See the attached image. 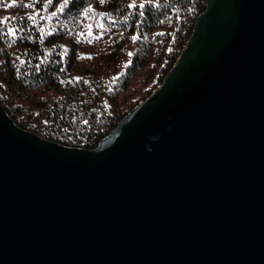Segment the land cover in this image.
<instances>
[{
	"label": "water",
	"instance_id": "obj_1",
	"mask_svg": "<svg viewBox=\"0 0 264 264\" xmlns=\"http://www.w3.org/2000/svg\"><path fill=\"white\" fill-rule=\"evenodd\" d=\"M95 148L0 105V264H264V0H204Z\"/></svg>",
	"mask_w": 264,
	"mask_h": 264
},
{
	"label": "trees",
	"instance_id": "obj_2",
	"mask_svg": "<svg viewBox=\"0 0 264 264\" xmlns=\"http://www.w3.org/2000/svg\"><path fill=\"white\" fill-rule=\"evenodd\" d=\"M109 1L116 20L104 30L101 48L84 55L79 47L87 40L59 25L55 31L29 21L0 24V105L20 128L62 146L95 148L162 82L205 7L204 0ZM85 2L71 0L69 12ZM149 70L156 72L143 94L128 99L136 74L148 77Z\"/></svg>",
	"mask_w": 264,
	"mask_h": 264
},
{
	"label": "rangeland",
	"instance_id": "obj_3",
	"mask_svg": "<svg viewBox=\"0 0 264 264\" xmlns=\"http://www.w3.org/2000/svg\"><path fill=\"white\" fill-rule=\"evenodd\" d=\"M85 1V5L83 4L77 11H72V13H70L69 4H71V0H68L67 4L64 3V0L61 2H58V0H51V3H49L48 0H16V3L11 7L9 5H12L13 0H0V12L4 13L2 20L8 17V22L12 17H15L16 19L11 20L13 23H26L29 21L37 27L40 26L43 30H52L56 27L55 31H58L59 25L63 32L83 36V39L87 40L88 43L86 42L87 45H84L82 48L79 47V52L84 55L91 49H95L94 47L101 48L100 45H98L99 42L107 38L104 37V30H106L107 25L113 24L116 20L113 16L114 12L110 11L105 5L110 2L109 0H104V3H101V0ZM26 5H32V7H26ZM54 12L56 15L53 16L52 13ZM31 16H35V19H30L29 17ZM101 25H103V27H101ZM130 52L131 48L123 55L122 60H128ZM148 64L150 66L151 63ZM140 71L141 70H139V72ZM153 72L155 73L156 71L153 70L150 72L149 70L148 77H142L140 74H136L137 77H134L135 80L133 79L130 89L126 91L128 99L134 98L138 94H143L145 86L149 84L154 75ZM157 87L155 86L154 89Z\"/></svg>",
	"mask_w": 264,
	"mask_h": 264
},
{
	"label": "snow or ice",
	"instance_id": "obj_4",
	"mask_svg": "<svg viewBox=\"0 0 264 264\" xmlns=\"http://www.w3.org/2000/svg\"><path fill=\"white\" fill-rule=\"evenodd\" d=\"M48 2L51 3V0H48ZM15 3H16V0H13L12 5H9V6L11 7V6H13ZM64 3L67 4V3H68V0H64ZM101 3H104V0H101ZM134 6H135V4H130V5H129V7H134ZM26 7H32V5H26ZM62 7H63V6H62ZM140 7H144V5L141 4ZM61 10H62V9H61ZM52 15L54 16V15H56V13L54 12V13H52ZM29 18L34 20V19H35V16H31V17H29ZM8 19H9L8 17H5L3 20H0V24L7 23V22H8ZM12 19H16V18H15V17H12ZM101 27H103V25H101ZM8 34L14 36V35L16 34V29H15L14 27H9V28H8ZM89 34H91V33H89ZM132 39H133V40H136L137 37H136V36H133ZM130 55H131V53H130Z\"/></svg>",
	"mask_w": 264,
	"mask_h": 264
}]
</instances>
